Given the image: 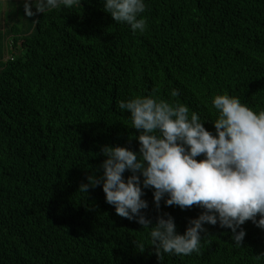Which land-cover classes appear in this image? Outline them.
<instances>
[{
	"label": "trees",
	"instance_id": "obj_1",
	"mask_svg": "<svg viewBox=\"0 0 264 264\" xmlns=\"http://www.w3.org/2000/svg\"><path fill=\"white\" fill-rule=\"evenodd\" d=\"M145 3L143 33L115 22L101 0L0 32V264H264V230L250 220L241 246L206 224L199 253L160 261L149 229L118 216L102 185L78 190L103 174V147L139 150L121 100L182 104L213 133L217 94L264 110V0ZM143 198L147 218L169 213L181 234L202 211L157 208L151 188Z\"/></svg>",
	"mask_w": 264,
	"mask_h": 264
},
{
	"label": "clouds",
	"instance_id": "obj_2",
	"mask_svg": "<svg viewBox=\"0 0 264 264\" xmlns=\"http://www.w3.org/2000/svg\"><path fill=\"white\" fill-rule=\"evenodd\" d=\"M81 4L82 0H24V10L32 17ZM101 4L115 22L126 23L133 33L146 30V19L141 16L145 0H101ZM212 104L218 113L214 133L205 128L206 120L197 113L189 117L188 107L182 104L152 96L119 101V109L130 112L132 127L139 133V150L103 147V174L89 176L78 188L88 193L90 187L102 185L106 202L118 216L149 229L151 246L160 261L165 253H199L206 224L230 229L236 246L242 245L246 235L242 225L247 221L264 230V110L254 111L228 94L215 95ZM125 171L131 173L127 178ZM148 188L153 190L157 208L163 200L166 206L183 210L195 205L202 211L188 220L183 234L169 213L153 223L142 211L149 206L143 198ZM136 247L145 248L137 243Z\"/></svg>",
	"mask_w": 264,
	"mask_h": 264
},
{
	"label": "rangeland",
	"instance_id": "obj_3",
	"mask_svg": "<svg viewBox=\"0 0 264 264\" xmlns=\"http://www.w3.org/2000/svg\"><path fill=\"white\" fill-rule=\"evenodd\" d=\"M35 12V6L33 5ZM24 0H0V32L8 23H14L17 19L26 18ZM1 50V48H0ZM14 56L11 51L7 52V58Z\"/></svg>",
	"mask_w": 264,
	"mask_h": 264
}]
</instances>
